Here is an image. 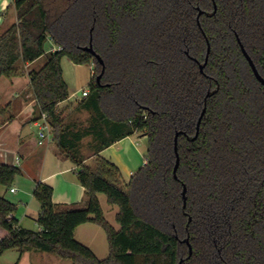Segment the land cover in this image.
<instances>
[{"label": "trees", "instance_id": "trees-1", "mask_svg": "<svg viewBox=\"0 0 264 264\" xmlns=\"http://www.w3.org/2000/svg\"><path fill=\"white\" fill-rule=\"evenodd\" d=\"M10 1L17 21L0 34V76H19L44 57L28 71L36 110L76 165L85 200L55 204L52 186L38 182L35 231L0 196V255L36 249L75 264H264V85L242 52L264 78V0ZM47 39L55 50H45ZM64 56L93 66L80 101L95 114L93 154L135 133L147 140L126 184L111 161L77 157L85 132L68 137L56 107L69 97ZM20 173L0 164V185ZM97 194L118 207V229ZM85 222L104 231L106 257L75 238Z\"/></svg>", "mask_w": 264, "mask_h": 264}, {"label": "crops", "instance_id": "crops-1", "mask_svg": "<svg viewBox=\"0 0 264 264\" xmlns=\"http://www.w3.org/2000/svg\"><path fill=\"white\" fill-rule=\"evenodd\" d=\"M16 21V11L11 1L0 0V34H2L9 26L16 23ZM54 48L55 47L53 46L52 49ZM41 58L42 57L36 59L31 63L23 65V72L19 76H13L10 78L0 76V164L16 165L21 170V176H23L24 174L28 175L29 181L25 182L24 184L22 181H20V177L15 178L14 181L18 186H22L23 193L27 192L29 194V197L27 198V200H25L26 198L23 196L15 200L7 198L5 196L7 188L9 191L10 187H15V190L13 192H9L11 194L16 193V186L12 185L10 187H4V189L0 188V196H3L4 198L17 205V211L14 216L18 219V224L27 229L31 228L24 226L23 222L27 216L29 204H31L32 200L35 199L33 197V189L38 182H44L52 186V201L55 204L64 205L67 207H70L71 205L80 206L84 203L85 200L84 188L76 178L77 167L69 159L61 158L60 155L56 152L54 145L55 142L53 140L52 134L49 133L47 140L43 142V144L37 143V121L39 116L37 115L36 101L29 85L28 71L31 69L39 68L43 64V62L37 63L39 60H41ZM25 69L26 71L24 72ZM70 95L71 94H69V98ZM33 128H36L35 133L33 131ZM134 135L136 134L125 136L113 142L109 146L100 150L98 153L92 154L91 156L85 158L83 160V163L90 161V159L98 155L116 165L120 173H123V171L131 172L140 164L135 163L134 165H132L130 161V154H128L129 151L124 150L125 148L123 143L126 140L131 139V137H133ZM139 138L142 139V137ZM39 147H42L40 152L42 156V163L44 164L45 162V173L42 170L41 164L40 171L38 172V174H35V176L34 174H29L27 164L30 158L38 153L37 150ZM124 152H126L125 158ZM143 163L144 159L141 164ZM1 186L2 185H0V187ZM100 195L101 194H97V197L105 217V203L101 199ZM105 202H107L106 198ZM19 204H23L24 208H18ZM107 204L112 205L109 203ZM113 206H115L116 209H112L111 213H113V218L115 221V213L117 212L118 207L116 205ZM38 211L39 206L35 210L34 214H31L32 216H30L33 220L34 225H36V228L31 230H39L38 225L35 221V217ZM111 225L115 229L119 228V225L117 223L116 225ZM98 229L102 231L103 238L106 242V248L103 245V249L100 253H94L98 258H104L108 254V244L105 233L100 226L92 222H85L75 228L74 236L76 239H78V231L80 232V237L83 238H86L88 236V233L85 234L86 232H93L95 235L100 236ZM83 240L80 239V241ZM26 252L28 251L26 250L21 253L19 257L20 261L25 258ZM48 260L49 262L53 261L51 259ZM57 262L55 264H58Z\"/></svg>", "mask_w": 264, "mask_h": 264}, {"label": "rangeland", "instance_id": "rangeland-1", "mask_svg": "<svg viewBox=\"0 0 264 264\" xmlns=\"http://www.w3.org/2000/svg\"><path fill=\"white\" fill-rule=\"evenodd\" d=\"M51 47V48H50ZM45 50H50L53 48L52 42L47 39L44 44ZM44 61V57L41 58L37 63H42ZM39 65V64H38ZM61 67H62V75L65 79V82L68 87V91L70 95V98L68 97L66 100L59 102L57 104V111H59L64 119V123L69 129L70 134H68V137H71V134L78 132H85V135L82 136V138L76 142V152L77 157L80 159H85L89 156H91L94 152V146H95V140H94V134L91 131L93 123V118L95 116L94 112L91 109H88L81 105V91L88 89V81L90 78V74L94 76V70L92 69V64H74L72 63L66 56H64L61 59ZM26 69L24 70V72ZM23 72V71H22ZM38 115V112H37ZM95 125V124H94ZM93 125V127H95ZM90 130V132H88ZM34 133L36 132V128H33ZM131 139L126 140L124 145V150H128V154H130V161L132 165L140 164L135 169H133L131 172H125L121 174V180L124 184L128 183L131 175L142 166V161L144 159V154L146 152L147 148V140L143 134L135 133ZM144 136V137H143ZM139 137H142L140 139ZM56 152L60 155L61 158L66 159L67 153L62 151L60 147H58L56 141H54ZM128 148V149H127ZM41 149L42 147L38 148V153L34 155L32 158H30L28 162V172L29 174H38L41 168L42 164V170L45 173V162L42 163V156H41ZM73 153H75L72 150ZM124 158L126 157V152H124ZM40 156V157H39ZM94 161V158L90 159V161L85 162L87 165H92ZM36 176V175H35ZM20 181L23 182V184L27 181H29V177L27 174H24L21 176L20 174L17 175L15 178H19ZM14 178V180H15ZM11 183L12 186H16V193L11 194L8 191L5 193V196L7 198H11V200H15L20 198L21 196L27 198L29 197V194L23 193L22 186H18L15 181ZM6 186H1L0 188L4 189ZM15 188V187H14ZM26 194V195H25ZM101 199L105 203V217L106 219L113 225H116L113 213H111L112 209H116L113 205H108L107 202H105V196L103 194L100 195ZM24 201V200H23ZM25 202V201H24ZM39 206L38 202L33 199L31 204H29L27 216L24 220V226L35 229L36 225H34L33 220L30 216L31 214H34L35 210ZM18 208L22 209L24 208L23 204H19ZM100 236L95 235L93 232H86L88 233V236L86 238L80 237V232L77 233V239L79 242L83 243L87 247H89L93 252L96 254L100 253L103 249V245L106 248V242L103 238L102 231L99 230ZM84 240H83V239ZM83 240V241H80ZM25 254V258L23 260H19L20 254L17 249H7L0 255V264H55L57 261L58 264H75L72 261L69 260H63L58 257H56L53 254L39 251L36 249H30L27 250ZM41 257V258H40ZM40 258V259H39ZM48 259H51L53 261H50ZM19 260V261H18Z\"/></svg>", "mask_w": 264, "mask_h": 264}, {"label": "water", "instance_id": "water-1", "mask_svg": "<svg viewBox=\"0 0 264 264\" xmlns=\"http://www.w3.org/2000/svg\"><path fill=\"white\" fill-rule=\"evenodd\" d=\"M201 13V11L199 12V14ZM242 47V46H241ZM82 49L86 52H89L91 53L95 58L98 59V61L101 63V59L99 58V56L97 54H95V52L93 51L91 45H88V46H85V47H82ZM209 51V46L207 47V52ZM242 52L245 56V58L247 59L248 63H249V66L251 67V70L254 74V76L264 85V78L260 75V73L258 72L254 62L252 61V59L250 58V56L247 54V52L242 48ZM100 76L101 74H98L97 77H96V80L99 81L100 79ZM203 112H204V109L202 110L199 118H198V121H197V127L199 125V122L201 120V117L203 115ZM174 150H175V153H176V161H175V165H174V172L177 168V165H178V155H177V148H176V138L174 140ZM175 175V174H174ZM184 193H185V188L183 189V197H184ZM191 251V249L189 248V252ZM182 261V259H180V261L178 262V264H180Z\"/></svg>", "mask_w": 264, "mask_h": 264}, {"label": "built area", "instance_id": "built-area-1", "mask_svg": "<svg viewBox=\"0 0 264 264\" xmlns=\"http://www.w3.org/2000/svg\"><path fill=\"white\" fill-rule=\"evenodd\" d=\"M51 50H55L54 49H51ZM88 94V89L87 90H82L81 91V98L85 97L86 95ZM37 126H38V129H37V136H38V139H37V143L38 144H43V142H45L48 138V135L50 133V130H51V127H50V124L47 120V115L46 113H41L39 115V118H38V121H37ZM15 190L14 187H10L9 188V191L13 192Z\"/></svg>", "mask_w": 264, "mask_h": 264}]
</instances>
